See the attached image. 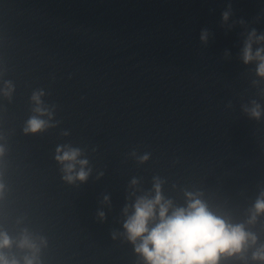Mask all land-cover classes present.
<instances>
[{"label":"clouds","instance_id":"9594fccd","mask_svg":"<svg viewBox=\"0 0 264 264\" xmlns=\"http://www.w3.org/2000/svg\"><path fill=\"white\" fill-rule=\"evenodd\" d=\"M225 20L228 13L223 14ZM207 32L201 35L206 40ZM264 41V35L257 36L255 30L249 34L248 41L243 48V61L250 63L258 61L257 73L264 77V47L257 48L253 52L252 42ZM5 95L10 94L11 85H7ZM42 92L34 93L32 99L38 107L36 111L41 115L45 114L44 109L39 107ZM252 110V115L260 116V112ZM50 115V114H49ZM46 127V122L37 117H32L24 129L26 133H36ZM56 160L64 164V170L68 175L64 179L72 182L71 175L77 163L81 168L76 173L77 179L84 181L88 173L84 171L87 160H77L78 149L57 148ZM4 149L0 147V156ZM144 160L147 156L143 157ZM135 182V181H134ZM154 199L140 198L134 205V212L124 224L128 239L135 244L136 252L141 254L146 264H218L222 255L232 256L241 253L248 241L254 244L256 237L244 230L243 225H232L223 218L216 216L199 199H192L187 208H171L170 201H163L160 194L159 184L156 186ZM4 185L0 183V196H2ZM191 195V194H189ZM107 199V197H105ZM256 213L264 212V199H258L255 204ZM103 217V213L100 214ZM254 219V217H253ZM11 239L7 233L0 232V249L11 246ZM20 248H28L38 251L37 245L25 234L19 243ZM254 260L264 261V248L253 254ZM0 264H19L16 259L9 260L0 252ZM24 264H37L34 258L25 257Z\"/></svg>","mask_w":264,"mask_h":264}]
</instances>
